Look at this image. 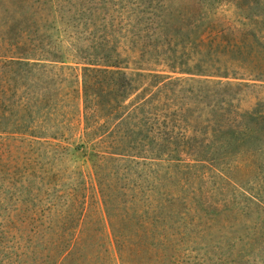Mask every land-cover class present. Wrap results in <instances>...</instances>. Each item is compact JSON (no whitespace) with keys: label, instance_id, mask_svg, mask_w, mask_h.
Returning a JSON list of instances; mask_svg holds the SVG:
<instances>
[{"label":"rangeland","instance_id":"1","mask_svg":"<svg viewBox=\"0 0 264 264\" xmlns=\"http://www.w3.org/2000/svg\"><path fill=\"white\" fill-rule=\"evenodd\" d=\"M20 1L0 0V264H264V207L249 205L243 187L225 175L247 185L252 173L157 155L156 142L151 144L146 134L149 108L129 109L134 95L124 101L110 95L96 113L83 111L82 66L92 59L103 67V59L87 47L105 32L124 47L119 58L127 72L152 55L150 61L163 63L171 48L179 50L171 33L158 36L154 51L142 46L154 42L152 28L140 32L131 50L135 15L149 0L34 3L26 14L63 61L29 58V65L16 68L3 53L14 43L8 31L21 19ZM158 1L178 22L176 12L196 0ZM218 6L223 12L217 17L237 23L235 1ZM87 7L96 8L95 15L100 11L94 27L89 24L93 16H79ZM157 69L179 78L159 91L161 103L176 99L188 123L200 125L211 106L191 97L213 95L206 76L172 72L163 64ZM229 79L248 83L240 87L232 111L235 105L264 107V81ZM199 86L206 92H195ZM118 102L125 114L114 120L106 111H114Z\"/></svg>","mask_w":264,"mask_h":264},{"label":"trees","instance_id":"2","mask_svg":"<svg viewBox=\"0 0 264 264\" xmlns=\"http://www.w3.org/2000/svg\"><path fill=\"white\" fill-rule=\"evenodd\" d=\"M40 1L21 0L17 7L21 11V19L13 22L8 31V36L14 43H9L3 56L9 64L17 65L16 68L29 65V58L63 61V55L57 46L45 40L46 36L39 31L36 20L26 14L27 7H32L34 3L38 6L40 3L45 5L47 2ZM222 1L227 0H196L185 11L176 12L178 22H175L171 20L170 9L161 7L165 3L149 0L148 5L135 15L133 33L137 38L131 41L130 48L133 50L140 41L141 31L152 28L156 32L153 43L147 41L142 45L151 48V51L158 47V36L171 33L179 50L171 48L167 61L163 63L157 59L150 61V58H155L152 55L145 63L140 61L127 72L122 69L126 66L121 65L119 58L124 47L120 41L106 38L110 33L105 32L101 41L87 47L92 56L103 59V67H96L99 63L92 59H87L82 66L79 83L83 111L85 114L96 113L97 109L108 105L110 95L116 101L117 98L124 101L134 95L129 109L137 106L140 111H144V108H149L146 116H149L151 125L146 134L151 144L156 142L157 155L183 163L192 161L191 165L207 161L217 166L223 164L227 169L241 173L247 170L252 173L247 185H242L239 181L241 179L226 172L225 175L243 187V194L250 201L249 205L253 204L254 208L264 207V107L243 110L235 105L232 111V103L239 104L240 87L248 83L229 79L264 81V0H233L236 3L234 16L237 23H228L216 16L220 10L223 12L222 7L218 6ZM87 11L88 14L85 15ZM96 12V8L87 7L80 11L79 16L85 19L93 16L89 24L94 27L99 24L100 11L95 15ZM19 25L22 26L21 30L17 29ZM25 33L27 34L23 38ZM34 41L36 44L32 47ZM190 47L194 49L192 53L188 50ZM160 64L172 72L206 76L205 81L210 83L213 95H207L204 88L199 86L195 92H206L204 97L195 94L191 97V101L198 105L206 100V105L211 106L210 113L200 125L198 122H194V125L188 123L191 121L182 113L183 106L176 99L166 97L165 102L168 104L165 106L157 97L161 89L167 85L172 86L179 80L170 74L157 72L161 70L157 69ZM96 73L101 74V77ZM193 86L188 89L192 90ZM184 103L189 104L190 101ZM121 106L118 102L114 111H106V116H112L114 120L121 119L125 114V111L119 112ZM77 107L79 111V105ZM200 116L201 113L198 114ZM160 118H164L162 124L159 123ZM175 128L178 129L176 132ZM0 130L3 131V126H0ZM200 131H203V142L199 139Z\"/></svg>","mask_w":264,"mask_h":264}]
</instances>
